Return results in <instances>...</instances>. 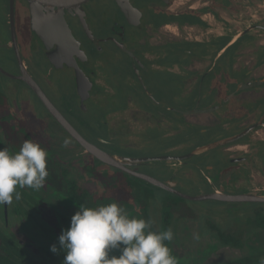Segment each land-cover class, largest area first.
<instances>
[{"label":"flooded vegetation","instance_id":"obj_1","mask_svg":"<svg viewBox=\"0 0 264 264\" xmlns=\"http://www.w3.org/2000/svg\"><path fill=\"white\" fill-rule=\"evenodd\" d=\"M127 2L136 11L130 18L114 0H81L77 2L80 14L63 10V18L78 43L79 54L72 58L87 80L79 87L74 68L55 59L56 42L49 41L47 46L32 31L27 1L0 0L3 5L0 148L14 154L25 140L31 139L47 152L49 173L40 190L18 187L21 199L14 198L11 204L0 205V231L7 239L16 241L26 254L49 256V264H63L65 253L58 237L62 230L68 229L71 217L81 206L67 191L74 189L85 198L81 201L85 203L88 193L103 191L109 186L110 178L116 179L120 173L131 176L139 188L150 184L89 154L23 80L24 73L82 138L117 157H137L124 152L131 149V141L138 139L139 132L146 134L153 125L172 136L175 134V131L169 132L172 128L182 135L184 128L234 126L244 131L258 124L247 135L221 147L230 164L228 169L219 168L210 184L214 187L212 192L225 193L224 190L232 188L264 196V0ZM21 4L27 9V36L19 23ZM99 5L103 10L97 8ZM110 47L127 68L121 69L122 76L135 83L136 89L151 104L150 110H141L129 83L122 86L115 83L116 74L108 71L109 61L98 60L105 57L107 50L111 51ZM170 50H176V58L169 54ZM61 72L68 77L54 76H60ZM30 100L36 107L35 112L28 103ZM186 104L192 107L186 109ZM168 112L174 113L172 118ZM232 136L235 135L223 139ZM194 158L183 163L199 165ZM170 163L169 168L175 169V164L182 162ZM127 168L158 177L154 173L158 167L149 164L127 165ZM62 172L74 185L66 183ZM221 203L225 206H217L215 210L230 208L227 202ZM256 204L262 205L264 219V203ZM124 211L130 218L144 219L135 208ZM254 212L249 207L242 218L244 221L239 222L230 221L227 215L215 214L213 219L204 220L211 224L207 228V225L202 227V221H192L193 228L191 220L178 219L169 227L173 232V251L194 256L203 245L209 254L221 249L235 251L240 257L261 252L264 246L252 251L248 246L251 238L264 231V226L247 220ZM150 221L151 231H160L159 218L150 216ZM189 230L195 234L188 236ZM218 231L234 235L240 244L236 247L222 244ZM52 245H56V253L50 251ZM111 254L119 255L118 252Z\"/></svg>","mask_w":264,"mask_h":264},{"label":"clouds","instance_id":"obj_2","mask_svg":"<svg viewBox=\"0 0 264 264\" xmlns=\"http://www.w3.org/2000/svg\"><path fill=\"white\" fill-rule=\"evenodd\" d=\"M47 155L31 139L14 154L0 148V205L20 200L18 187L40 190L44 186L49 175ZM172 239L171 228L151 231V221L130 218L118 203H110L97 208L81 205L58 243L65 253L63 264H177L165 243ZM50 251L56 253V245Z\"/></svg>","mask_w":264,"mask_h":264},{"label":"rangeland","instance_id":"obj_3","mask_svg":"<svg viewBox=\"0 0 264 264\" xmlns=\"http://www.w3.org/2000/svg\"><path fill=\"white\" fill-rule=\"evenodd\" d=\"M102 3L108 5L103 1ZM101 5L97 6V8L103 10V7ZM2 11H3V5L0 4V13H2ZM18 14H19L20 28L22 32H24L25 35L27 36L28 35V30L26 28L27 9L23 4L19 5ZM112 49L113 48L110 49L112 52L107 50L105 57L101 56L100 58L98 57L99 59L98 58L97 59L99 61L110 62L108 71L111 70L113 74H116L115 83L121 86L122 83L125 84L129 83V85L131 86L132 94L134 93L135 99L138 101V105L142 107L141 110L145 112V110L149 109L151 104L149 103L147 98L143 94L141 95L139 90L136 89V85L135 83H133V81L131 82L128 78L122 76V72L120 71H122L121 69L124 68L123 66L124 62L120 60V58L118 59L114 49L113 50ZM106 62L105 64L107 65ZM124 69L125 70L127 69L126 66ZM59 75L61 77L58 75H54V76L56 78H62L63 76L68 77L67 73H63V72H61ZM129 85L127 87H129ZM22 98H23L22 101H24L25 100L24 97ZM118 101L119 99L117 98L115 102L117 103ZM28 103L30 104L31 107H33V101L30 100V102ZM35 108L36 107H33L34 112L36 111ZM119 117L120 115H116V118ZM198 128L196 133H192L186 130V133L184 135L179 134L175 136V139H172L170 136L165 135L163 133L164 131L160 132L159 128H155V125H153L152 127L149 128V132H148L149 134L147 133V131L146 134H142V132H139L140 134L137 137L138 139L135 141H131V143H133L131 149L129 151L125 150L126 152L124 151L123 152L128 155H133L137 157H156V156H165V155L177 156V155H182L183 153H185L186 151L190 150L195 146L197 147V145L198 147H200L207 143L218 140L219 138H225L230 135H235L236 133L243 130L240 127H234V126L233 127L229 126L224 128L200 126ZM121 137H123V135ZM176 138L179 139L181 143L187 146L181 147L179 145L180 147L175 150H171L170 147H167L170 146L169 144H171L172 141L175 142ZM224 150H225L224 148H219L198 155L197 158H194L193 161L199 163V165L198 164L192 165L188 163L184 164L183 162L175 164V169H171L172 171L171 173L168 170L171 163L165 162L168 168H162L161 166L157 165L156 167H158V170L156 169L154 173L156 176H158L157 177L158 180L186 195L198 196V195L208 194L211 193L214 188L213 186H211L210 182L212 181L218 169L219 168L228 169L229 167L228 165L230 164V162L229 160H227L228 157L226 156ZM198 157H201V159L198 160ZM224 192L227 194L245 193V191L243 190L232 189V188L226 189L224 190ZM168 197H169V202L175 208L176 215L181 216L182 219L186 218L183 221L191 220L190 223L193 226V228L195 227V224L192 221L199 223V218L201 216H205L207 217L208 220H211L216 216L215 214L227 215L230 221L239 222L244 217V214L249 210V205H247L246 203H242V204L226 203L230 208H227L228 209L227 211L226 210L220 211V210H215V208L220 205L225 206L224 203H220L213 200L192 201V200L181 199L173 195H169ZM218 209L223 210V208H218ZM215 211L220 213H215ZM194 234L191 230H189V232L187 233L188 236H193ZM206 243L208 244V241ZM248 246H249V251L255 250L257 248H262L264 246V231L256 234L253 238H251L248 241ZM200 248L203 249L198 251V253H196L194 257L190 259L192 262H197L199 264H222L240 257L239 253H236L235 251L230 252V250L228 249H221L216 253L212 252L209 254L206 252V248H204L203 245H201Z\"/></svg>","mask_w":264,"mask_h":264},{"label":"water","instance_id":"obj_4","mask_svg":"<svg viewBox=\"0 0 264 264\" xmlns=\"http://www.w3.org/2000/svg\"><path fill=\"white\" fill-rule=\"evenodd\" d=\"M30 13H31V29L32 31L49 46L47 42L53 41L56 42L58 51L55 54V59L59 62H64L68 66H71L75 70L76 80L79 87L82 84L87 82L86 77L83 75L81 70L78 68L76 63L73 60V55L79 54L78 43L75 42L74 37L71 34L70 29L68 28L64 18L63 10H75L79 14V7L77 2L81 0H26ZM116 4L120 7L122 12L126 17L130 18L135 15L136 11L128 4L127 0H114ZM55 5L58 7L55 9ZM81 16V15H80ZM12 37L14 39V29L12 22ZM135 73L139 80L142 82L138 71L135 69ZM23 80L34 90V92L39 96L41 101L44 103L48 111L52 116L63 126V128L72 136L89 154L94 156L97 160L102 163L109 165L111 167L120 169L134 177H137L148 184L174 194L182 199L192 200V201H206L213 200L219 202L227 203H264V196L261 194H251V193H242V194H227L219 191L211 192L208 194L198 195V196H189L186 195L168 185L161 182L160 180L148 176L145 174L137 173L135 171L129 170L127 165H144L151 164L156 162H183L186 159L193 158L204 152L212 150L214 148L230 144L243 136L250 133L254 128L258 126L254 125L241 133L226 138L222 140L215 141L211 144L198 147L181 156H156V157H117L112 154H109L105 151L100 150L95 145L87 142L82 138L76 130L68 124L61 114L52 106V104L47 100L44 94L41 92L39 87L33 82L30 76L27 73H24ZM143 83V82H142Z\"/></svg>","mask_w":264,"mask_h":264},{"label":"trees","instance_id":"obj_5","mask_svg":"<svg viewBox=\"0 0 264 264\" xmlns=\"http://www.w3.org/2000/svg\"><path fill=\"white\" fill-rule=\"evenodd\" d=\"M176 53H177L176 50L175 51L170 50L169 52V54L173 56V58L177 57ZM169 84L170 85L172 84L171 80H169ZM190 107H192V105L186 104V109ZM168 114H169V117L172 118V114L174 113L168 112ZM198 129L197 128H184L182 135L186 133V130L192 133H196ZM171 130L175 131V134L170 136L172 139H175V136H177L178 134H181V132L177 133L176 128L169 129V132H171ZM221 139L223 138H219L218 140H221ZM218 140H215V141H218ZM179 142H180L179 139L176 138L175 142L172 141L171 144H169L170 146H167V147H170L172 149L173 147L175 148L178 145H180L181 147L187 146ZM213 142L207 143L205 145L211 144ZM197 147L195 146L191 148L190 150L186 151L182 155L190 153ZM221 147L223 146H220L214 149H219ZM195 158H197V156H195ZM149 165L153 167H156L157 165H159L162 168H168L166 167L165 162H161V163L156 162V163H151ZM168 170L170 173L172 172L170 168H168ZM62 175L64 178H66L63 172H62ZM110 180L111 181H110L109 186L103 191L98 192L99 194L92 193V192L88 193V198L85 203L81 202L85 198L82 197V195L77 194L74 189L67 191V195H69L70 198L75 203L79 205H83V206L85 205L88 208L101 206V205H107L110 203H118L119 206L122 207L123 209H130V207H132V209L135 208L143 216V218L147 221H150V216L153 217L154 219L159 218L160 231H157V232L165 231L171 226L172 222L178 221V219H182L181 216L176 215L175 208L169 202L168 196L169 195L176 196V195L171 194L161 189H155L153 186H150V185L149 186L144 185L145 188L144 187L139 188L136 186L133 178L127 174L120 173L118 178L116 179L110 178ZM66 183L69 185L70 184L74 185V182L73 181L70 182L68 179L66 180ZM100 194L102 195V197L99 196ZM247 205H249V207H253L255 211L254 214L250 215L247 220L249 222L253 221L258 225L264 226V219L261 217L262 205L256 204V203H248ZM206 218L207 217L205 216H201L199 218V222L202 221L201 222L202 227L207 225L206 226L207 228L211 224L209 222H205ZM217 235L219 237V241L222 242V244L232 245L234 247L240 244V239L234 237V235L224 234V232H220V231L217 232ZM200 238H203V236L200 235ZM177 241H178V237L176 238L175 242ZM165 243L171 250L172 255L177 258V264H199L197 262H192L190 260L192 257H194L190 254L184 255V256L181 253L175 254L173 251L174 248L171 245V241H166ZM49 262H51L50 257L44 253L41 254L40 256L26 254L24 251H22L19 248V245H17L16 241L14 242L11 239H7L0 231V264H49ZM224 264H264V250L258 253L257 252L250 253V254L241 256L237 259L231 260Z\"/></svg>","mask_w":264,"mask_h":264}]
</instances>
